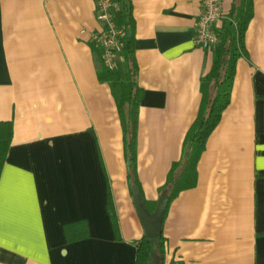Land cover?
I'll return each mask as SVG.
<instances>
[{"label":"crops","instance_id":"1","mask_svg":"<svg viewBox=\"0 0 264 264\" xmlns=\"http://www.w3.org/2000/svg\"><path fill=\"white\" fill-rule=\"evenodd\" d=\"M99 1L0 0V122L14 126L0 172V264H136L145 230L92 47ZM131 2L143 196L157 207L174 166L184 187L167 209L158 264H264V0H254L231 103L195 168L185 141L213 65V49L195 42L203 0ZM234 2L221 0L218 32ZM117 62L125 73L124 56ZM83 221L89 237L69 241L65 226Z\"/></svg>","mask_w":264,"mask_h":264},{"label":"trees","instance_id":"2","mask_svg":"<svg viewBox=\"0 0 264 264\" xmlns=\"http://www.w3.org/2000/svg\"><path fill=\"white\" fill-rule=\"evenodd\" d=\"M100 2V1H99ZM98 2V3H99ZM110 14L119 30L125 33L122 38L125 43L123 56L126 62V72L119 69L109 70L102 63L99 71L101 82L111 86L115 97L119 117L124 134V154L128 168V181L131 193L138 187L142 191L138 173V129L139 112L143 89L137 81L138 66L135 59V20L131 0H111ZM118 5V6H116ZM254 0H235L232 10L219 30L220 42L212 50L213 65L211 71L202 79L203 101L199 117L193 124L185 141V160L190 167L195 168L199 157L206 148L207 140L222 119L223 113L231 103L234 86L236 65L238 60L247 56L246 33L251 19L255 15ZM95 52L101 58L102 50L92 43ZM102 62V61H101ZM14 126L11 122H0V172L5 164L9 148L13 140ZM178 167H173L166 184L161 192L167 191L169 205L184 189L178 182ZM190 175V174H189ZM150 210L156 209V204L148 203ZM167 210V209H166ZM109 211L113 227L118 239L121 238L119 221L113 198L109 195ZM85 221L75 225L65 226L69 241L81 240L89 237V230ZM165 236L158 239H147L146 236L138 243L136 264H152L155 256L160 259L165 253ZM158 253V254H157Z\"/></svg>","mask_w":264,"mask_h":264},{"label":"built area","instance_id":"3","mask_svg":"<svg viewBox=\"0 0 264 264\" xmlns=\"http://www.w3.org/2000/svg\"><path fill=\"white\" fill-rule=\"evenodd\" d=\"M110 0H101L97 5V19L102 24L100 31L94 33L92 41L102 50L101 61L109 70L118 68L117 56L125 48V33L115 25L110 14ZM118 6V5H116ZM202 14L197 27L195 42L206 50L214 49L220 42L216 26L223 20L221 0H203Z\"/></svg>","mask_w":264,"mask_h":264},{"label":"water","instance_id":"4","mask_svg":"<svg viewBox=\"0 0 264 264\" xmlns=\"http://www.w3.org/2000/svg\"><path fill=\"white\" fill-rule=\"evenodd\" d=\"M134 191V203L145 230V236L147 239H158L163 236V227L165 221V215L169 205V195L167 191H164L159 196L156 209L152 212L143 196V193L136 186L133 188ZM152 264H158L157 257L154 258Z\"/></svg>","mask_w":264,"mask_h":264}]
</instances>
